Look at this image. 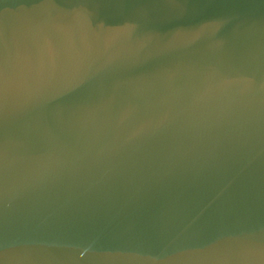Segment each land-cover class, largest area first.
I'll return each instance as SVG.
<instances>
[{"label": "water", "instance_id": "obj_1", "mask_svg": "<svg viewBox=\"0 0 264 264\" xmlns=\"http://www.w3.org/2000/svg\"><path fill=\"white\" fill-rule=\"evenodd\" d=\"M0 264H264V0H0Z\"/></svg>", "mask_w": 264, "mask_h": 264}]
</instances>
